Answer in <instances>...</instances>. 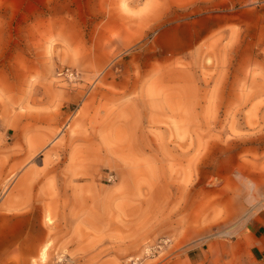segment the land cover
<instances>
[{
  "label": "rangeland",
  "instance_id": "1",
  "mask_svg": "<svg viewBox=\"0 0 264 264\" xmlns=\"http://www.w3.org/2000/svg\"><path fill=\"white\" fill-rule=\"evenodd\" d=\"M42 1L0 0V128L53 135L38 262L264 264V0Z\"/></svg>",
  "mask_w": 264,
  "mask_h": 264
},
{
  "label": "crops",
  "instance_id": "2",
  "mask_svg": "<svg viewBox=\"0 0 264 264\" xmlns=\"http://www.w3.org/2000/svg\"><path fill=\"white\" fill-rule=\"evenodd\" d=\"M60 1V0H59ZM44 20L56 22L57 0H43ZM71 1L65 0V10ZM21 121L17 130L0 128V264H41L40 254L47 241L44 186L35 165L42 166L44 158L36 156L53 142V135L44 125L26 126ZM10 181V182H9ZM255 237L262 235L264 224L248 226ZM201 251H190L187 264H199ZM36 262V263H35Z\"/></svg>",
  "mask_w": 264,
  "mask_h": 264
},
{
  "label": "built area",
  "instance_id": "3",
  "mask_svg": "<svg viewBox=\"0 0 264 264\" xmlns=\"http://www.w3.org/2000/svg\"><path fill=\"white\" fill-rule=\"evenodd\" d=\"M56 76L60 81L73 83L78 78V73L77 71L71 69H65L57 71Z\"/></svg>",
  "mask_w": 264,
  "mask_h": 264
}]
</instances>
